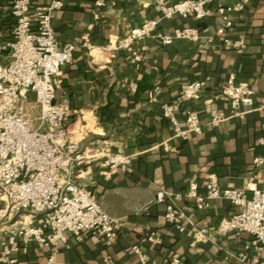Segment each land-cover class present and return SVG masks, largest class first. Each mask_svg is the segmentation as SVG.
Returning a JSON list of instances; mask_svg holds the SVG:
<instances>
[{
	"label": "crops",
	"instance_id": "0c3cea01",
	"mask_svg": "<svg viewBox=\"0 0 264 264\" xmlns=\"http://www.w3.org/2000/svg\"><path fill=\"white\" fill-rule=\"evenodd\" d=\"M12 1L0 0L2 42L12 36ZM48 1L32 0L31 8ZM97 1L65 0L52 14L57 41L76 45L72 61L54 78L55 94L57 102L66 99L70 109L80 113L85 126V116L93 119L91 131L80 142L83 157L75 166L74 178L96 194L105 211L120 219L121 228L111 244L88 232L79 241L66 232V243L56 247L31 241L14 253L12 264H47L49 260L52 264H140L130 247L151 231L159 242L141 243V249L156 264H167L174 254L182 255L185 264H245L235 257L240 251L249 259L262 257L263 252L252 246V235L217 231L218 221L234 211L227 200L207 199L199 210L193 199L184 196L177 204L190 222L184 221V230L179 231L165 221V209L155 201V191L164 186L183 193L194 180L198 191L205 193L203 182L211 173L221 187L264 186V168L255 164L257 157L264 156V0H225L226 4L244 3L242 11L229 15L232 26L223 36L242 40L243 47L226 46L216 34L223 21L213 4L210 15L202 19L161 18L160 32L197 27L200 38H179L164 45L146 36L135 43L140 61H133L119 43L145 18H158L152 0H102V5ZM208 37L213 42H207ZM6 57L4 51L0 63H6ZM231 76L235 81H249L255 90L253 106L242 117L232 115L220 93ZM197 79L206 81L205 90L198 101L187 105L197 112L202 131L180 139L173 135L160 105L172 101L181 85ZM155 84L161 93L157 101H151ZM29 98L38 109L34 95ZM183 108L176 113L180 123ZM215 109L224 119L213 125ZM115 151L130 156V168L105 177L101 155ZM3 206L0 201V209ZM20 218L38 222V216L27 210L0 212V238L7 225ZM201 227L208 229L207 237L193 243L192 233Z\"/></svg>",
	"mask_w": 264,
	"mask_h": 264
},
{
	"label": "built area",
	"instance_id": "2783aa9c",
	"mask_svg": "<svg viewBox=\"0 0 264 264\" xmlns=\"http://www.w3.org/2000/svg\"><path fill=\"white\" fill-rule=\"evenodd\" d=\"M158 11V18H145L140 25L131 28L121 40L119 47L127 50L133 61H140L141 54L135 43L151 36L161 44L169 45L175 39L199 40L197 27L181 26L171 32H160L161 18L180 16L202 19L212 12L215 4L222 24L216 34L222 36L226 46L243 47L242 40L233 41L223 37L225 29L232 26L230 14L242 11V1L226 4L225 0H152ZM32 0H13L10 13L14 24L11 39L0 40V56L7 51V62L0 63V201L4 204L0 212L15 214L27 210L38 216V222L16 219L4 229L0 238V263L15 262L14 253L20 246L35 241L38 246L66 243V232L76 240L83 234L102 237L106 244L117 238L121 228L120 219L111 216L98 203L97 196L89 188L79 185L74 178L76 164L83 157L80 142L90 132V127L80 122V113L71 110L66 99L56 101L54 78L62 67L72 61L76 45L60 44L51 24L52 14L65 5V0H49L43 6L31 8ZM102 5V0L97 1ZM1 36V31H0ZM214 38L208 37L207 42ZM206 81L197 79L180 86L174 99L160 105L162 116L172 126L173 135L186 139L191 133L199 134L202 124L197 112L187 104L201 98ZM161 93L155 84L150 100L157 101ZM228 101L232 115L242 117L254 101L255 90L249 81H235L231 76L220 90ZM33 94L39 115L35 127L31 126L27 109ZM182 107L184 118L180 123L176 117ZM243 107L244 109H241ZM224 119L219 110L211 111L210 122L215 125ZM102 174L109 177L116 171L130 168L132 159L121 152H104L101 155ZM255 164L264 168V156L257 157ZM205 193L198 191L194 180L188 184L186 192H177L159 186L155 201L163 204L166 222L184 230V221H189L184 208L177 201L184 196L193 199L195 208H204L207 199L223 198L234 211L218 221L217 231L222 233L246 232L252 235V246L260 250L262 257L249 259L245 251L235 257L245 264H264V186L249 184L242 188L221 187L218 177L211 173L203 182ZM251 192V195H248ZM206 227L195 228L192 242L197 243L207 237ZM159 238L154 231L141 237L130 247L140 264H156L141 249V243L157 244ZM245 248H248L246 245ZM47 264H52L51 260ZM167 264H185L182 255L174 254Z\"/></svg>",
	"mask_w": 264,
	"mask_h": 264
},
{
	"label": "rangeland",
	"instance_id": "374dc122",
	"mask_svg": "<svg viewBox=\"0 0 264 264\" xmlns=\"http://www.w3.org/2000/svg\"><path fill=\"white\" fill-rule=\"evenodd\" d=\"M31 105L32 106H29V108H28V111H29L28 113H29V118H30L31 124H32L31 126L35 127L37 124V117L39 115V113H38L39 111H38L37 107L33 105V103H31ZM86 118H88V116H86Z\"/></svg>",
	"mask_w": 264,
	"mask_h": 264
},
{
	"label": "bare ground",
	"instance_id": "6f19581e",
	"mask_svg": "<svg viewBox=\"0 0 264 264\" xmlns=\"http://www.w3.org/2000/svg\"><path fill=\"white\" fill-rule=\"evenodd\" d=\"M85 120H87V123H88L87 126H88V127H91V125H92V123H93V119H92V117H91V118H89V117L86 118V116H85Z\"/></svg>",
	"mask_w": 264,
	"mask_h": 264
}]
</instances>
